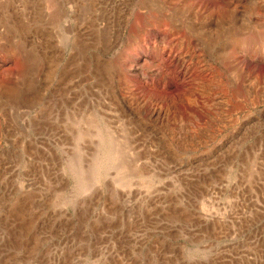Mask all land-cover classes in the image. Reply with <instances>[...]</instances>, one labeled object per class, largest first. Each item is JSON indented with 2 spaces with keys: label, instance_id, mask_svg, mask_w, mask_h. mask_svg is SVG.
<instances>
[{
  "label": "rangeland",
  "instance_id": "1",
  "mask_svg": "<svg viewBox=\"0 0 264 264\" xmlns=\"http://www.w3.org/2000/svg\"><path fill=\"white\" fill-rule=\"evenodd\" d=\"M1 86L0 264H264L263 0H0Z\"/></svg>",
  "mask_w": 264,
  "mask_h": 264
},
{
  "label": "bare ground",
  "instance_id": "2",
  "mask_svg": "<svg viewBox=\"0 0 264 264\" xmlns=\"http://www.w3.org/2000/svg\"><path fill=\"white\" fill-rule=\"evenodd\" d=\"M264 1V0H263ZM263 5V4H262ZM263 7V6H262ZM195 18H196V12H193V14L191 15V23H190V31H192L193 33H198L199 31H198V27H197V25L194 23V21H195ZM202 29H204V26L203 27H201ZM203 33V32H202ZM119 82H120V85H123V84H126L125 83V81H124V79L120 76L119 77ZM10 90V89H9ZM12 90V89H11ZM15 93V92H14ZM13 92H11V91H8V88H5V87H3V86H1L0 87V94L2 95V96H5V95H7L8 94V96H10V94L13 96V95H15ZM7 97V96H6ZM14 98V97H13ZM135 98L133 97L132 99H130V101L129 102H131L132 100H134ZM141 104V102H139V105ZM159 115H161L160 113H158V116ZM194 136H192V138H193ZM120 152V151H119ZM119 154V153H118ZM122 154V153H121ZM213 188L212 187H208L207 188V195H208V199L207 200H209V202H211V192H212V194H213ZM212 215V212L210 211V209L209 208H206V220H208V219H210V216Z\"/></svg>",
  "mask_w": 264,
  "mask_h": 264
}]
</instances>
